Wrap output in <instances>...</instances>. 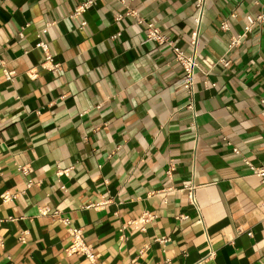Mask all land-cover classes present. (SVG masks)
Here are the masks:
<instances>
[{
	"label": "crops",
	"instance_id": "0c3cea01",
	"mask_svg": "<svg viewBox=\"0 0 264 264\" xmlns=\"http://www.w3.org/2000/svg\"><path fill=\"white\" fill-rule=\"evenodd\" d=\"M84 1L0 0V264H89L66 254L64 218L100 264H264V178L246 163L264 166V0H208L195 46V0L72 16ZM148 22L195 56L194 111Z\"/></svg>",
	"mask_w": 264,
	"mask_h": 264
},
{
	"label": "built area",
	"instance_id": "2783aa9c",
	"mask_svg": "<svg viewBox=\"0 0 264 264\" xmlns=\"http://www.w3.org/2000/svg\"><path fill=\"white\" fill-rule=\"evenodd\" d=\"M98 0H86L84 2H82L81 4H78L75 9L74 12L72 13V16H76L79 15V13H82L84 11H86L87 9H89L90 7H92L93 5H95V3ZM208 0H195V17H194V21L196 24V28L192 31L191 33V40L190 43L195 46L197 43V39H198V31H199V26H200V22H201V18L205 9V5L206 2ZM124 15H130L135 17V20L139 23L142 24L144 21L141 17L138 16L137 12L134 10H129L126 13H124ZM234 16V14H232ZM123 17V15H118V19H121ZM255 22H264V10L261 11L255 18ZM51 23L47 24V27L50 25ZM85 25V22L81 23V26ZM46 27V28H47ZM222 28H226L227 24L225 22H223L221 24ZM46 28L44 30H46ZM251 30V26H247L245 28V32L243 35H240L238 37H232L230 39V47L235 46V45H239V43L241 42V40L245 37L246 33L249 32ZM19 35L21 36V32L19 33ZM146 38H148V40H154L159 44H167L169 47H171L173 54H174V58L175 60H177L182 69H183V83H182V87L183 89L186 91L187 97H188V103H187V108L192 109L193 111L194 109V82H195V78H194V73H195V69L199 68V65L195 59L194 55H186L185 52L183 51V49H181L180 47L176 46L173 42V40L168 37L166 34L162 33L160 31V29L151 22H148L146 24ZM37 47L40 48V50L43 51L44 53V60L42 61V63L40 64V66L44 69H47L48 71H54V70H59L60 69V64L55 63L54 62V58H53V54H51L50 49H49V45L46 41L41 40V38L38 40ZM220 62L227 64V62H223V60H219ZM37 70L36 69H30L29 71H27V75L31 78L34 79L37 77ZM4 74L6 79L11 80L12 77L14 76V72L13 71H7L4 70ZM236 150V149H235ZM246 163L248 164L249 168L251 169V171L262 177V179L264 178V166L262 167H255L253 165H251L248 161H246ZM22 171L24 173H27L26 169H22ZM66 172V171H63ZM194 188L195 186L193 184H186L185 185V189H187V197L188 199L195 204V197H194ZM16 197V195H12L9 193H4L2 195V200L4 202H9L12 199H14ZM103 204H97L96 206L99 207ZM264 208V205H261ZM42 214H47L49 212V209H45V210H41L40 211ZM154 216L150 215L148 213H144L141 217V221L143 223L151 220ZM62 223L64 225H66L68 227V232L70 234V243L69 245L66 247L65 252L67 255H72V254H81L84 255L86 257V259H88L87 261L89 262V264H100L97 261V257L96 255L93 253L92 248H91V244L89 245L88 243H86V241L83 238V229L79 228V227H73L70 226V221L67 218L62 219ZM251 234V233H249ZM21 241H24L25 239L23 237H21L20 239ZM162 241H164V239H161ZM214 252L210 251L208 253V257H213Z\"/></svg>",
	"mask_w": 264,
	"mask_h": 264
}]
</instances>
